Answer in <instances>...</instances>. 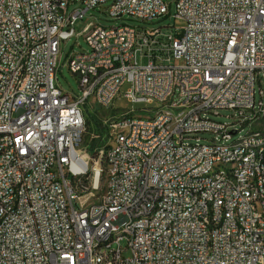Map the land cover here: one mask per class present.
<instances>
[{
	"label": "built area",
	"instance_id": "built-area-1",
	"mask_svg": "<svg viewBox=\"0 0 264 264\" xmlns=\"http://www.w3.org/2000/svg\"><path fill=\"white\" fill-rule=\"evenodd\" d=\"M174 6L180 32L149 25L169 15L163 0H0V264H264V129H254L264 118L255 89L264 81V0ZM95 8L142 25L88 24L76 35L87 50L68 55L81 90L73 97L57 84L60 44ZM125 84L128 103L156 105L114 108ZM87 101L117 113L102 122L99 172L81 149ZM222 109L249 131L228 142L234 124L206 116ZM240 148L249 149L245 164L233 160ZM214 164L223 172L193 182ZM232 169L239 178L227 184ZM126 218L132 228L99 246Z\"/></svg>",
	"mask_w": 264,
	"mask_h": 264
},
{
	"label": "rangeland",
	"instance_id": "rangeland-1",
	"mask_svg": "<svg viewBox=\"0 0 264 264\" xmlns=\"http://www.w3.org/2000/svg\"><path fill=\"white\" fill-rule=\"evenodd\" d=\"M165 4L168 5V12L169 15L164 17L163 19L159 20H152L151 23H149L150 26H159V25H169V24H175L177 27V32H180V28L182 27V24L175 20L173 17L174 14V0H163ZM79 7V4L77 2L71 4L68 6L67 10L71 11L75 8ZM125 20H113L111 19L104 11L100 8H95L94 10H89L86 12L82 20H78L74 25L75 35L73 37H70L69 39H66L64 41H61L60 44V50H59V61L58 66L56 69V78H57V84L59 88L73 96H79L81 94V90L78 86V80L77 76L73 73H71L68 69L67 63H68V55L70 52H81L87 50V44L85 42V39L83 36L76 35L78 33H81L83 35V31H85L88 24H98L101 26H118L122 23H127L130 25H142L141 22H138L133 19H128L127 17H124ZM128 19V20H126ZM87 31H85L86 33ZM84 33V34H85ZM181 36L179 34L176 35V38H180ZM138 62L140 64H144L145 61L138 58ZM128 84H125L121 87V94L118 99L114 102V108L116 109H135L140 110L142 108H152L156 104H145V103H134L130 104L126 101V99L122 96V93L127 90ZM256 93L259 89L264 91V81H261L259 84L256 82ZM258 97V95H257ZM116 112L113 111H105L91 102L87 101L84 103V115H85V134H84V140L82 144V151L85 152L89 158L94 160V162L98 161V158L100 156V151L105 150L108 141H107V131L105 127L102 125V122L104 120H108L114 115H116ZM206 116L214 121L225 123V124H234L233 126L229 127V130H236L237 132L232 135L231 139L228 140V142H232L236 140L238 137L245 135L249 131V125L247 124H241L239 122V119L237 118V115L234 114L231 110H219L218 115H214L212 113H206ZM259 120V123L254 124V129H264V118L257 119ZM256 120V121H257ZM96 135H98L96 137ZM212 136L210 134H200L198 135V138L202 139H210ZM202 142V141H201ZM98 167L101 169L104 168L103 158L100 159L99 162H97ZM94 166V163H93ZM104 190V172L100 176L99 180V187L96 191H94L91 195L87 196L89 198V202H95L98 200L100 195L102 194Z\"/></svg>",
	"mask_w": 264,
	"mask_h": 264
},
{
	"label": "bare ground",
	"instance_id": "bare-ground-1",
	"mask_svg": "<svg viewBox=\"0 0 264 264\" xmlns=\"http://www.w3.org/2000/svg\"><path fill=\"white\" fill-rule=\"evenodd\" d=\"M249 156L248 148H240L237 152L233 153V160L238 162V164H245ZM256 156H264V141H260L256 147ZM94 169L96 172H99L98 164H95ZM223 172L222 164H214V167L208 168L206 170L193 173V182H211L214 176H217ZM239 178V169H232V174L230 177H227V184H235ZM66 207H73V198H66ZM133 218H126L115 226L108 228V231L105 235H102L98 238L99 246H107L108 243H111L117 238H122L126 229L132 228ZM90 241V232H83L82 242Z\"/></svg>",
	"mask_w": 264,
	"mask_h": 264
}]
</instances>
